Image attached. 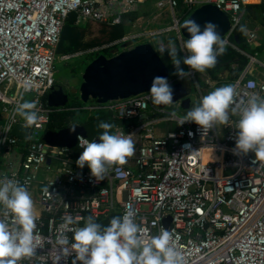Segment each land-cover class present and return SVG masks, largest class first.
Wrapping results in <instances>:
<instances>
[{
    "label": "built area",
    "instance_id": "built-area-1",
    "mask_svg": "<svg viewBox=\"0 0 264 264\" xmlns=\"http://www.w3.org/2000/svg\"><path fill=\"white\" fill-rule=\"evenodd\" d=\"M145 1L0 0V100L8 115L0 127V264H264V71L250 76L264 64L232 40L246 7L262 0H160L163 12L152 21L139 17L138 33L122 39L173 32L188 52L192 42L181 25L189 15L206 4L226 12L231 28L221 45L206 49L204 63L225 46L250 61L242 70L232 65L235 76L214 113L196 119L158 106L180 76L150 92L81 107L122 122L108 142L79 134L74 151L43 140L55 111L44 96L55 84L68 16L119 24ZM144 19L152 27L167 23L147 29ZM260 29L264 24L248 28V45ZM197 71L191 67L188 76ZM149 108L155 117L125 124ZM24 111L33 121L21 144L12 130ZM163 121L178 127L159 136L155 124ZM24 192L39 197L27 202ZM113 215L120 221L114 234L99 226Z\"/></svg>",
    "mask_w": 264,
    "mask_h": 264
},
{
    "label": "water",
    "instance_id": "water-1",
    "mask_svg": "<svg viewBox=\"0 0 264 264\" xmlns=\"http://www.w3.org/2000/svg\"><path fill=\"white\" fill-rule=\"evenodd\" d=\"M230 28L228 14L211 4L195 9L181 25L184 37L195 42L223 38ZM234 38L239 42L237 34ZM123 48L113 56L99 54L86 66L79 86V98L83 103H89L90 100L107 103L137 96L163 86L171 78L169 67L152 43L133 45L128 41ZM192 88L190 78L185 75L160 99L162 98L167 105L179 102L191 94ZM48 95L50 105L53 107L67 106L71 98L70 89L58 81L49 90ZM120 124L119 120L94 119L76 125L67 143L76 145L79 134L95 139L96 143L108 142ZM28 126V123H19L14 127L13 133L25 136Z\"/></svg>",
    "mask_w": 264,
    "mask_h": 264
},
{
    "label": "trees",
    "instance_id": "trees-1",
    "mask_svg": "<svg viewBox=\"0 0 264 264\" xmlns=\"http://www.w3.org/2000/svg\"><path fill=\"white\" fill-rule=\"evenodd\" d=\"M246 11V16L235 31L239 36V42H236L235 38H232V40L235 41L238 47L242 50L251 55L257 56L259 54V50L258 48H253L247 44L246 33L248 28H250V23L254 26L259 23L264 24V0L258 4L248 5L246 7ZM131 14L133 13L124 14L123 20L119 24L106 25L104 23H99L98 25H94L92 22H88L84 25L77 23L76 13H71L66 20L61 35L60 43L57 49L58 54L62 56H73L79 52H87L92 48L99 47L100 49L98 51L90 53V60H93L99 54L113 56L119 53L121 48L122 50L124 49L123 46L126 43L122 41V38L126 33V19ZM94 27H97V29L95 30ZM174 40L178 43L176 39ZM193 43L201 44L199 42ZM215 44L218 46L221 45V39L206 42L204 44L205 47L200 48L202 55L205 54L207 48ZM164 53L168 58L182 55L181 48L174 51L164 50ZM249 61L250 59L247 55L241 53L233 47L225 46L213 59V61L206 66V70L213 78H216L215 74L219 70L231 69L233 64H238L239 70H242L246 65H248ZM44 99L46 102L49 101L47 94L44 96ZM91 103H97V101L91 100ZM48 104L50 103L48 102ZM68 106L70 107L69 109L65 108L61 110H58V107H53L55 108V111L52 113V123L49 127L47 136L44 139L46 143L56 144L58 146L66 143L68 136L66 134L67 126L65 122L69 121L73 115L77 114V112H80L81 107H84V105L83 102L79 100L78 96H73ZM94 119H114V115L107 111L96 112L89 120ZM51 136L54 137V139H51ZM70 147L72 150L76 151L75 145H70ZM119 223V215H114L109 217V219L103 223H99V226L101 229L108 230L110 233L114 234L119 226Z\"/></svg>",
    "mask_w": 264,
    "mask_h": 264
},
{
    "label": "rangeland",
    "instance_id": "rangeland-1",
    "mask_svg": "<svg viewBox=\"0 0 264 264\" xmlns=\"http://www.w3.org/2000/svg\"><path fill=\"white\" fill-rule=\"evenodd\" d=\"M160 0H146L145 2L141 3L139 6V8L133 12V14L129 15L127 17V21H126V32L128 34H130V36L137 34L138 31L141 29L139 27L138 24H136V20L139 17H146L148 19L149 17V21H152V19L159 13L163 12V10H161L158 7V2ZM149 21H146L144 19V24H143V28L145 27V24L149 27H147V29H154V30H159V28L161 27L159 24L162 25V27H164L166 25V21L163 22H159L152 27V24H149ZM94 25H98L99 23H93ZM84 25H86V23H84ZM93 25V26H94ZM250 28L254 27L253 24H249ZM252 25V26H251ZM95 30L97 29V27H94ZM263 34V31H260V35ZM175 39V35L173 32H168L165 34H161L158 36H154L151 37L149 39H143L141 41L143 42H152L154 44V47L156 48L157 52L160 54V56L164 59L165 63L167 64V66L170 69L171 72V78H177L180 76H185L188 75L190 73V69L191 67L193 68V66L191 65V58L189 59V52H184L181 48V46L176 43ZM133 43V45L138 44V41H131ZM182 51V55L181 56H177V57H171L168 58L167 55L164 53V50H169V51H174L176 49H180ZM96 50H99V48H97ZM122 50V48H121ZM120 50V51H121ZM188 50V49H187ZM260 54V53H259ZM264 54L261 52V55ZM91 54H87L85 56L83 55H77L75 57H72L69 60H66L68 62H65L64 60H62L61 56H57L56 58V62H55V80L61 81V83H64L66 85L69 86L70 89V93L71 96H73L74 94H77V96H79V83L81 82L82 77H80V75L82 74V70H83V61H88L90 59ZM260 55V58H261ZM90 56V57H89ZM259 60V59H258ZM200 61L198 62V65H201L202 63V58L200 57ZM200 63V64H199ZM193 64V62H192ZM257 66V65H256ZM256 66L254 67V69L256 68ZM253 69V70H254ZM202 77H206L205 75L201 74ZM201 78V77H200ZM208 80L207 81H203L204 83H208L207 85L203 83L204 86H210L211 83V79L209 78V76L206 77ZM202 80V78H201ZM216 81V80H215ZM210 82V84H209ZM218 86H214V88L211 89H215L214 91H218L220 85L222 87L226 86V82H219L217 84ZM224 85V86H223ZM229 88V85H227ZM226 86V87H227ZM78 87V88H76ZM203 88V87H202ZM206 88L204 87V89L199 90L198 87L196 85L193 84V88H192V92L191 95L189 97L184 98L183 100L179 101L180 103L176 104V105H172V104H168L167 108L171 111H173L174 113L180 114V115H186V116H191L198 108L200 110H203V107L205 106V102L203 99V95L204 97H206ZM207 100V97H206ZM209 103V100H208ZM83 105L87 106L88 104L83 103ZM82 110V109H81ZM84 113H86L85 116L88 115V113L84 110ZM82 114V113H81ZM77 116V115H76ZM31 195V194H30ZM30 195L24 193L21 197L24 200H28V201H35L38 199L39 195L38 193H36L35 196H31Z\"/></svg>",
    "mask_w": 264,
    "mask_h": 264
},
{
    "label": "crops",
    "instance_id": "crops-1",
    "mask_svg": "<svg viewBox=\"0 0 264 264\" xmlns=\"http://www.w3.org/2000/svg\"><path fill=\"white\" fill-rule=\"evenodd\" d=\"M88 22H92V23H96L95 21H85V22H82V23H79V24H84V23H88ZM98 23H101V22H98ZM105 24V23H104ZM107 25V24H106ZM127 31V30H126ZM260 31H263V34H261L260 35ZM260 31H259V39H258V41H257V43L255 44V46H251V47H253V48H258V52L260 53V54H258L257 55V57H258V59H259V61L261 62V63H263L264 64V54H262L261 55V52L262 53H264V29H260ZM128 33L126 32L125 33V35H127ZM124 35V36H125ZM123 39V38H122ZM188 40V39H187ZM189 41H191V40H189ZM192 43H191V46L189 47V49H188V52H189V59L191 60V65L194 67V68H196V69H198V71H197V73H196V75H195V77H193V76H191V75H186V76H188L189 78H190V80H191V82H192V85L194 84V85H196L197 87H198V89L199 90H202V89H204V87L206 88V97H207V100H206V97H204V95H203V99H204V102H205V106L203 107V110H200L199 108L191 115V116H188V117H192V118H196V119H204V118H206L207 116H208V113L210 112V113H214L217 109H218V107L220 106V104L224 101V99H225V97H226V95H227V93H228V90H229V88H230V86H231V82H232V79L234 78V76H235V74H234V72L232 71V67H231V69H221V70H219L218 72H216V78H213L210 74H209V72L206 70V64L204 63L205 62V57H204V55H202V53H201V47H205V43L206 42H199V43H201V44H196V43H193V42H195V41H191ZM138 44L139 43H144L143 41H138L137 42ZM97 48H99V47H96V48H92V49H97ZM92 49H90L89 51H87V52H79V53H77V54H74L73 56H71L69 59H71L72 57H75V56H77V55H83V56H85V55H87V54H90V53H92V52H95V51H98V50H94V51H91ZM100 49V48H99ZM260 55H261V58H260ZM58 56H61L62 57V60H64L65 62H68V61H66V60H69V59H64L63 58V56L62 55H59L58 54ZM200 57L202 58V63H201V65H198V62H201L200 61ZM92 60H88V61H83V70L81 71L82 72V74L80 75V77H82V75H83V72H84V70H85V68H86V66L91 62ZM192 62H193V64H192ZM200 64V63H199ZM264 71V69L263 68H260L258 65L256 66V68L254 69V70H252L251 72H250V76H255V77H258V78H260L259 76H260V73L261 72H263ZM201 74H203V75H205L206 77L207 76H209V78L211 79V83H212V81H213V83L212 84H210V82H209V84H210V86H211V88H214V86H218L217 84L219 83V82H223L224 81V83L226 82V84L227 85H229V88H228V86L226 87V86H224V87H222L221 85H220V87H219V89H218V91H214L215 89H211L209 86H204L203 85V81H207L208 79L206 78V77H202L201 76ZM202 78V80H201V78ZM216 80V81H215ZM56 81H58V80H55V82ZM61 85H63V86H65V87H68L69 88V86L68 85H66V84H64V83H61V81H58ZM82 83V79H81V82L79 83V86H80V84ZM204 84H208L207 82L206 83H204ZM78 86V87H79ZM78 87H76V88H78ZM203 87V88H202ZM47 95H48V93H47ZM191 95V94H190ZM189 95V96H190ZM73 96H77V94H74ZM73 96H70L71 98L73 97ZM188 96V97H189ZM48 98H49V95H48ZM71 98H70V100H71ZM78 98H79V96H78ZM45 100V99H44ZM49 100V99H48ZM79 100H80V98H79ZM208 100H209V103H208ZM81 101V100H80ZM49 103H50V100L48 101ZM48 102H47V104H48ZM82 102V101H81ZM70 103V102H69ZM178 103H180V102H176V103H173L174 105H176V104H178ZM85 104H88L87 106H89L90 104H93V103H91V100H90V102L89 103H85ZM157 104H158V106L159 107H162V108H165L166 110H168V111H171V110H169L168 108H167V104L166 103H164V101L162 100V98L160 99L159 98V100L157 101ZM172 104V105H173ZM49 106H51L50 104H49ZM53 107V106H52ZM84 107H86V106H84ZM3 108V103L1 102V100H0V127H3V126H5L6 124H7V121H8V115H7V113H5L4 112V110L2 109ZM59 109L58 110H61V109H69L70 107L67 105V106H65V107H58ZM84 110L88 113V115L87 116H85L86 115V113H84ZM173 112V111H172ZM82 113V114H81ZM96 112H94V111H90V110H86V109H82V110H80V112H77V116L76 115H73L72 116V118L69 120V121H67V122H65V124H66V126H67V131H66V134H67V136L69 137V135L71 134V132H73V128L76 126V125H82L83 123H87V122H89V121H92V120H89L94 114H95ZM98 113V112H97ZM112 113V112H111ZM113 115H114V119H107V120H118L117 118H116V115L114 114V113H112ZM177 114V113H176ZM180 115V114H179ZM183 115V114H182ZM156 116V111L153 109V108H149L144 114H143V116L141 117V118H137V117H135V118H133V119H131V120H129V121H127V122H125V124H127V125H134V124H138L140 121H142V120H145V119H150V118H152V117H155ZM183 116H186V115H183ZM20 122H18L17 124H19V123H28V125L33 121V112H26V111H24V112H22L21 114H20ZM120 121V120H119ZM51 123H52V115H51V121H50V123L46 126V129H45V133H44V135H43V140L46 138V136H47V133H48V130H49V127H50V125H51ZM16 124V125H17ZM121 124H122V122H121ZM15 125V126H16ZM14 126V127H15ZM155 127H156V133H157V135H159V136H161V135H164L168 130H171V129H176L178 126H177V124L176 123H173V122H158V123H156L155 124ZM220 127L223 129V121H221L220 122ZM14 129V128H13ZM56 129V128H55ZM116 129V128H115ZM115 131V130H114ZM12 134L13 135H15V136H17V137H19L20 139H22V141H21V144H23L24 143V140L26 139V136H27V134L25 135V136H21V135H18V134H14L13 133V130H12ZM54 134V133H53ZM113 134H114V132H113ZM113 136V135H112ZM51 139H54V137H52L51 136ZM69 138H67V140H68ZM110 141V140H109ZM45 142V141H44ZM46 143V142H45ZM48 144V143H47ZM49 145H54V144H49ZM64 145H68V143H67V141H66V143L64 144ZM54 146H58V145H54ZM61 146H63V145H61ZM70 146V145H69ZM80 156H81V154H80ZM24 193H26V194H28V195H30L29 193H27V192H24ZM24 193H21L20 195L22 196ZM38 193V192H37ZM36 195V194H35ZM35 195H30V197L31 196H35ZM38 195H39V193H38ZM24 200V199H23ZM25 201H27V202H30V201H28V200H25ZM114 216V215H113Z\"/></svg>",
    "mask_w": 264,
    "mask_h": 264
}]
</instances>
